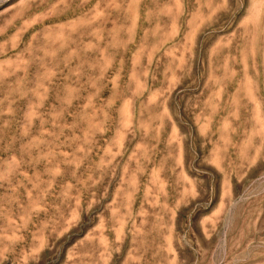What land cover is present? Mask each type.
Listing matches in <instances>:
<instances>
[{"label": "rangeland", "instance_id": "374dc122", "mask_svg": "<svg viewBox=\"0 0 264 264\" xmlns=\"http://www.w3.org/2000/svg\"><path fill=\"white\" fill-rule=\"evenodd\" d=\"M0 264H264V0H0Z\"/></svg>", "mask_w": 264, "mask_h": 264}]
</instances>
